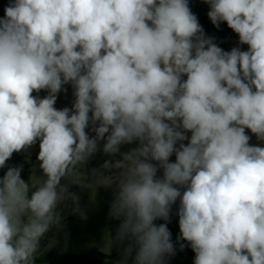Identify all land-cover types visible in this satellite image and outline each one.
Returning <instances> with one entry per match:
<instances>
[{
    "label": "clouds",
    "instance_id": "9594fccd",
    "mask_svg": "<svg viewBox=\"0 0 264 264\" xmlns=\"http://www.w3.org/2000/svg\"><path fill=\"white\" fill-rule=\"evenodd\" d=\"M202 2L237 46L207 35L189 0H8L0 264H36L69 205L87 220L72 186L112 189L115 264H169L177 245L193 264H264V0ZM66 85L74 99L58 109ZM37 144L40 173L25 180L7 162Z\"/></svg>",
    "mask_w": 264,
    "mask_h": 264
},
{
    "label": "rangeland",
    "instance_id": "374dc122",
    "mask_svg": "<svg viewBox=\"0 0 264 264\" xmlns=\"http://www.w3.org/2000/svg\"><path fill=\"white\" fill-rule=\"evenodd\" d=\"M8 0H0V16H3V9L7 5ZM190 6L198 5L203 9V16L207 19V12L209 6L202 2V0H189ZM216 43L224 48L230 50L232 47L237 46L238 38L229 39L222 38L221 41L216 39ZM246 50V46H243ZM67 92H61L58 95L56 107L63 108L65 106L71 107L73 102L72 88L70 85L65 86ZM46 92H41L39 95L43 97ZM253 143H256V139L253 136ZM128 146H124L122 150H127ZM38 144L30 148L27 152L14 154L12 159L7 163L11 165H23L22 178L28 180L30 174L39 175L40 170L38 168V162L36 156L38 154ZM107 157L102 154H97L92 159L87 168L99 167ZM33 166H36L35 168ZM6 169H0V173H3ZM71 191L77 192L80 195V205L87 212V220H82L79 215L72 214L71 205L64 209L63 215L66 217L64 221L65 227L57 232L53 229L49 232L42 241V247L37 256L50 251L52 249L62 250L64 253L74 252L84 255H91L99 257L100 254L110 256L109 263L115 264L116 261L121 259L120 247L118 245H112L110 249V238L114 237L115 229L118 226L119 221L109 218V205L113 199L112 189L105 187H98L94 189H81L77 186H72ZM176 206L173 208V215L168 227L172 233V239L175 243L176 237L179 235L178 217L175 215ZM157 223H163V221H157ZM55 239V243L51 241ZM195 253L190 247L186 246L183 251L179 250L177 245V254L170 260L169 264H193Z\"/></svg>",
    "mask_w": 264,
    "mask_h": 264
},
{
    "label": "trees",
    "instance_id": "16d2710c",
    "mask_svg": "<svg viewBox=\"0 0 264 264\" xmlns=\"http://www.w3.org/2000/svg\"><path fill=\"white\" fill-rule=\"evenodd\" d=\"M193 13L198 16L199 22L209 36L215 37L221 41L222 38L234 39L238 38L226 24L222 23L220 28H215L211 21L203 16V9L198 5L190 6ZM3 173H0L2 175ZM110 256L100 254L99 257L84 255L80 253L67 252L64 253L59 249H52L38 256L36 264H110Z\"/></svg>",
    "mask_w": 264,
    "mask_h": 264
}]
</instances>
